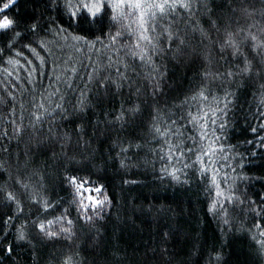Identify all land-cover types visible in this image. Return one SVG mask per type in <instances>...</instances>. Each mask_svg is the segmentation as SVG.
<instances>
[{"label": "snow or ice", "instance_id": "obj_1", "mask_svg": "<svg viewBox=\"0 0 264 264\" xmlns=\"http://www.w3.org/2000/svg\"><path fill=\"white\" fill-rule=\"evenodd\" d=\"M17 2L0 0V35L8 42L6 47H0V56L6 51L15 50L17 38L24 39V32L36 36L40 27L37 22L28 25L11 13ZM51 4L67 16L68 29L73 32L53 25L55 31L51 27L45 28V34L60 37L63 41H75L71 45L75 54L82 55L86 46L87 59L92 67L83 64L81 59V65L88 70L80 73L75 55L66 53L59 40L53 44L43 37L22 45L34 60L25 57L22 50L15 52V56L23 57L27 65H34L38 61V66L25 68L20 59L7 58L6 64L26 72L24 77L17 73L16 79L41 89L39 101L42 102L37 100L36 87L22 90L25 94L30 93L32 99L28 101L26 95L22 97L25 103L21 104V122L10 121L12 132L0 131V141L7 139L6 144H0V154L6 157L0 161V176L3 170H8L10 174L13 166L18 172H27L30 165L43 159L44 167L33 169L30 175L34 177L39 174L41 181H44L47 178L44 168H52L57 181L66 186V191L71 190L73 198L66 201L67 208L58 215L50 216L57 211L61 201L29 197L31 205L28 216L16 225L14 243L10 241L5 247L4 240L8 237L0 239V252L11 254L17 247L31 246L33 257L38 260L39 252L33 241L43 243L45 247L47 242L57 243L61 237L71 241L80 221L91 224L97 218H104V209L112 203L109 194L104 191L105 185L97 184L90 189L97 195H88L85 202L80 195L83 186L78 182L76 173L83 171L89 161L95 159L98 149L92 147L93 142L110 139L113 130L126 133L112 140L110 152L115 151L118 144L121 146L117 157L131 152L133 148L137 149V153H134L137 155L143 148L140 140L151 136L157 147H150L149 151L153 155L157 151L161 153V175L158 177L161 180L168 178L178 184H187L190 178L197 175L208 179L211 174V188L205 190L212 193V189H215V192L208 212L219 218L223 226L232 227L237 232L255 228L259 236L264 237V184H261V190L252 191L254 185L251 183L253 179L264 181V175H246L252 170L245 160L248 148L238 152L235 146L228 144V151H225V141L222 139L232 127L229 114L235 112L241 91L246 93L252 89L251 99L258 96V107H264V0H222L220 4L216 0H51ZM242 19L252 22L244 27L240 24ZM180 24L184 27H180ZM105 27L108 28L107 32ZM33 43L46 55H41L37 47L32 46ZM77 44L80 46L77 47ZM96 44L101 47H95ZM62 56L64 59H61ZM49 64L51 69L46 67ZM3 72L8 78L12 77L7 67ZM189 72H193L190 81H196L189 91L192 100L200 101L197 110L185 114L184 106L189 102L185 93V100L180 105H174L180 115L175 119L167 117L165 124L160 120L164 115L162 98L179 88ZM172 74L177 78L170 84L168 81ZM44 75L51 78L50 83L37 85L36 77ZM76 75H86L87 79L83 80L84 88L73 100L70 93L76 91ZM144 81L147 84L142 91L138 85H143ZM257 82L259 94L256 91ZM125 88L128 89L126 100L123 99ZM141 96L145 98L141 99ZM210 98L214 106L204 103ZM14 99V94L8 91L6 96L0 97V104L7 108V104ZM173 99H179V95ZM117 101L119 108L115 107ZM29 108L32 110L29 111ZM145 108L150 109L148 115L151 123L148 124L141 120ZM257 118L258 127L249 124L246 129L254 134V138L239 143H246L249 148L255 143L264 149V136L258 134L264 133V112H258ZM4 120L8 122V117L5 116ZM185 141H190L192 146ZM256 154V149L252 148L251 156L255 157ZM109 158L112 159L111 156ZM131 160L125 155L124 159H120V168L129 167ZM177 163L181 165L180 168L175 166ZM225 169H230L234 175L223 171ZM181 172L184 179H181ZM17 183L25 189L30 187L23 177ZM123 183L128 184L129 181ZM3 187L0 186V228L8 232V225L23 215L24 207L23 201L13 191L4 192ZM38 187L43 189L45 186L41 183ZM73 207L75 218L72 217ZM152 207L150 205L148 212H145L141 204L138 210L142 216H147ZM136 210L133 209L134 212ZM164 211L170 212L172 209ZM29 217L31 229L27 230ZM245 221L249 223V229H245ZM186 236L179 227L157 222L152 243L144 244L142 252L139 248L129 252L130 246H125L121 251L116 246L94 243L92 248L96 251L92 264H116L117 257L118 264H201L204 260L202 244L189 246L187 258L183 255V249L177 248L181 238ZM255 244L260 248L254 249V252L264 253V240L255 239ZM80 251L85 249L81 247ZM80 251L65 254L59 264H82L76 260ZM109 256L111 261L107 258ZM206 264L230 262L224 257L223 247L219 251L213 247Z\"/></svg>", "mask_w": 264, "mask_h": 264}, {"label": "trees", "instance_id": "obj_2", "mask_svg": "<svg viewBox=\"0 0 264 264\" xmlns=\"http://www.w3.org/2000/svg\"><path fill=\"white\" fill-rule=\"evenodd\" d=\"M221 2L222 0H216L217 4ZM11 13L15 14L28 25L37 22L40 27L37 30L36 36H33L31 32H24L23 35L25 38H17L15 50L6 51L0 56V97L6 96L8 91H11L15 96L12 103L7 104V108H5L3 104H0V131L7 130L9 133L12 132L10 121L16 120L17 123L21 122L20 117L23 114L21 104L25 103L22 97L26 95L28 101L32 99L30 93L25 94L22 90L26 87H36L35 85L26 84L24 80L16 79L17 73H19L21 77H24L26 76V72L21 71L18 67L14 68L5 63L7 58L12 56L16 59H20L21 65L25 68L38 66V61H35L34 65L30 66L25 63L23 57L15 56V52L22 50L25 57L34 60V57H32L28 49L22 48L23 44L29 41H35L39 37H43L46 41H52L53 44L59 40V42L64 45V51L66 53H71L77 57L75 63L80 73H86L88 70L81 65V59L83 60V64L92 67L87 59L88 54L86 46L82 55L75 54L71 47L72 44L76 43L75 41L71 39L63 41L60 37H54L52 34H45V28L51 27L53 32L55 31L53 25L68 29L67 16L62 14V10L58 11L53 7L51 0H18L17 4L11 9ZM257 19H259L258 14ZM250 22L252 21L245 22L242 19L240 24L246 27L247 23ZM180 27H184V25L180 24ZM205 27H207V25H205ZM104 30L107 32L108 28L105 27ZM112 31L114 32L115 29H112ZM252 31H255V29H252ZM68 32L71 33L73 30L68 29ZM98 34L99 33H97V35ZM89 39L91 40L93 37H89ZM197 39H199V36H197ZM7 43L5 37L0 35V47H6ZM104 43L107 44L108 41L105 40ZM32 46L37 47L41 55H46L37 44L33 43ZM76 46L79 47L80 45L77 44ZM95 47L100 48L101 45L96 44ZM113 58H115L114 53ZM61 59H64V57L62 56ZM5 67L12 73L11 78H8L3 72ZM46 67L51 69V64ZM137 70L143 72L142 69L138 68ZM191 77H193V72L187 73L180 87L170 96L162 98L164 115L160 117V120L165 124L167 123V117L171 116L172 119H175L180 115V112L174 105H180L181 101L185 100V93L189 98L188 104L184 106L185 114L188 111L196 112V106H198L200 101L191 99L192 93L189 89L196 83L194 80L190 81L189 78ZM176 78L175 74H172L169 76L168 82L171 84L173 79ZM75 79L78 82L75 86L76 91L70 93L73 100L80 89L84 88L83 80H86L87 76L76 75ZM50 80L51 78L48 75L36 77L37 85H47L50 83ZM13 81H15V83H13ZM146 84L147 81H144L143 85L138 86H140L143 91L144 85ZM17 85H19V87H17ZM256 91L257 94H259V82L256 84ZM40 92L41 89L36 87L35 95L38 101ZM177 95H179V99L174 100L173 97ZM251 97L252 89H248L246 93L241 91L240 102L235 105V112L229 114V118L232 120V127L227 130V136L222 137V139L225 141V151H228V144L235 146L238 152H244L245 149L248 148V152L245 153V160L247 162V167L252 170L245 174L251 177H259L264 175V149L257 147L255 143L251 148H249L246 143L243 145L239 143L242 140H252L254 138V134L246 129L249 124L258 127L259 120L257 118V113L264 112V107H258V96L257 99H251ZM127 98L128 89L125 88L123 99L126 100ZM144 98V96H141V99ZM133 99H135V97H133ZM165 100L167 102L166 105L164 104ZM250 100L251 102H249ZM204 103L214 106V102L211 101V98L209 101H204ZM25 106L27 107L26 104ZM111 107L112 105L110 104L109 108ZM115 107H120L119 101L116 102ZM125 107H128V105L125 104ZM13 109L15 110L13 111ZM249 109L251 110V114L249 113ZM28 110L31 111L32 109L29 108ZM149 111L150 109L145 108L141 117V120L145 122V124L151 123L148 115ZM173 113H175V115H173ZM5 116L8 117V122H5ZM245 117L247 119H245ZM237 120H239V123H236ZM181 123H183V121H181ZM144 131L147 132V128H145ZM258 134L264 136V133ZM25 135H27V133ZM125 135L126 133H119L113 130L110 139L102 138L99 142L94 141L92 147L98 149L95 153V159L90 160L83 171L76 173L78 182L83 186L80 190V195L85 199V202H87L88 195H97L95 191H90V189H94L97 184L105 185L104 191L109 194L112 203L104 209V218H97L91 224H85L83 221H80L79 224L76 225L74 239L71 241L61 237L57 243L47 242V247H45L43 243H36L33 241L36 251L39 252L38 260L33 257V249L31 246L17 247L11 254L7 251L0 252V264H59L65 254L80 251L81 247H83L85 251H80V256L76 257V260L81 261L82 264H92L96 251L92 248L94 243L101 246H116L119 247L121 251H123L125 246H130L128 247L129 252H132L134 248H139L142 252L144 244L152 243L157 222L161 225L169 224L172 227H179L182 232L187 234V236L182 237L177 244L178 249H183L185 258H187L189 246L202 244L204 246V260L201 264H206L209 253L213 247L218 251L223 247L224 257L230 264H264V253L257 254L254 252V249L260 248V245L255 244V239L264 240V237L259 236L258 230L251 228L250 231L237 232L232 227L223 226L219 218L208 212L209 204L211 199L214 198L213 194L215 192V189H212V193L205 190L206 188H211L209 183L211 174H209L208 179L197 175L195 178H190L187 184H178L168 178L161 180L158 178L161 175L159 172L162 166L159 160L161 153L157 151L156 154L153 155L149 151L150 147H157V145L152 142L151 136H146L144 139L140 140V144L143 145V148L137 155H134V153H137V149L133 148L131 152L117 157V153L120 151L121 147L119 144L116 146L115 151L110 152V148L113 146L112 140L116 139L118 136L123 137ZM125 142L127 141L125 140ZM6 143V138L0 141V144ZM185 143L192 146L190 141H185ZM22 148L23 144H21V150ZM252 148L256 149L257 154L255 157L251 156ZM13 153L15 154V141H13ZM84 155L87 156L88 153L85 152ZM125 155L132 158L131 164L129 167L121 169L120 159H124ZM110 156L112 159L109 158ZM4 159H6V157L0 154V161ZM145 160H147V169L145 168ZM153 165L155 175L153 174ZM175 166L177 168L181 167L178 163L175 164ZM43 167V159H40L30 165L27 172L23 170L18 172L17 168L13 166L10 170V174L8 170H3V175L0 176V186H4L3 191H13L15 195L23 201L24 207L23 215H21L19 219H14V221L8 225V232H4L2 228H0V239H3L5 236L8 237L7 240H4L5 247L10 241L14 243L16 225L21 224L25 220V217L28 216V210L31 205L29 197L36 196L38 199L49 198L51 201H61L57 211L52 212L50 216L58 215L60 211L67 208L68 205L66 201H70L73 198L71 190L66 191V186L61 185L57 181L56 172L52 168H44V173L47 176L44 181H41L39 174L34 177L30 175L33 169ZM223 171H227L229 175H234L230 169H225ZM180 176L181 179H184L183 172H181ZM21 177L28 181L30 185L28 189L21 187V185L17 183V180ZM125 180L129 181V183L124 184L123 181ZM133 181L136 183H132ZM41 183L45 186L43 189L38 187ZM251 183L254 185L252 191H259L264 181L253 179ZM0 198H2V194H0ZM141 204H143L145 212H148L150 205L153 206L149 215H141L138 210ZM169 208H171L172 211H164ZM133 209L137 210L134 212ZM75 216L76 211L75 207H73L72 217L75 218ZM27 224V230H30L31 217H29ZM244 227L245 229L250 228L247 221L244 222ZM229 233L231 234L229 235ZM253 233H255V238H253ZM107 258L111 261L110 256ZM118 261L119 257L116 258V264H118Z\"/></svg>", "mask_w": 264, "mask_h": 264}]
</instances>
